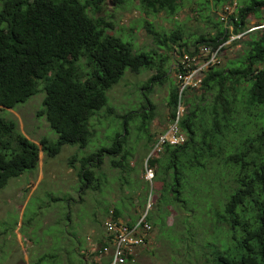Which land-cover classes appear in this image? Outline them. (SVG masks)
<instances>
[{
  "label": "trees",
  "instance_id": "obj_1",
  "mask_svg": "<svg viewBox=\"0 0 264 264\" xmlns=\"http://www.w3.org/2000/svg\"><path fill=\"white\" fill-rule=\"evenodd\" d=\"M134 1L147 14L174 16L191 0H0V107L15 109L43 90L38 115L58 135L57 141L40 140L48 157L56 156L64 145L87 147L93 134L90 119L107 105V91L127 69L134 73L156 69L151 81L162 84L167 79V57L156 62L154 52H134L130 41L108 32L112 22L96 15L108 2L124 7ZM224 2L223 9L233 3ZM240 2L237 15L230 17L233 31L217 22L214 36L185 40L180 28L161 34L152 23L144 24L156 44L174 58L171 71L177 84L167 99L169 116L171 123L179 103L183 106L178 125L185 139L176 145L166 141L156 157L147 159L153 179L161 183L147 221L165 231L172 209L176 224L171 226L182 230L184 239L194 240L205 264H264V23L255 31L246 27L250 14L264 12V0ZM242 33L246 34L230 45L242 46L240 55L224 67H219L220 60L205 69L199 88L180 97L177 75L183 72L184 55L203 45L216 48ZM153 109L149 104V112L140 115L148 125ZM126 134L125 129L115 145L82 159L84 184L94 180L89 166L100 162L103 154L118 153L121 158L114 157L111 165L123 167L128 155L120 146ZM148 141L152 143V137ZM39 152L14 120L0 117V189L11 178L34 170ZM112 216L117 220L119 211ZM191 243L183 244L187 251L196 248ZM105 244L109 246L108 239ZM102 248L96 256H102ZM109 261L110 257L101 260Z\"/></svg>",
  "mask_w": 264,
  "mask_h": 264
},
{
  "label": "rangeland",
  "instance_id": "obj_2",
  "mask_svg": "<svg viewBox=\"0 0 264 264\" xmlns=\"http://www.w3.org/2000/svg\"><path fill=\"white\" fill-rule=\"evenodd\" d=\"M235 1L238 8H232L230 14L223 9L227 3L224 0L186 1L183 8L174 16L165 12L147 14L139 1L131 2L124 7L106 3L96 15L112 22L113 27L108 32L130 41L134 45L132 47L134 52H154L156 62L162 57H167L165 68H170V71L165 82L161 84L160 80L151 81L157 74L156 69H143L139 73L127 69L119 83L107 91V105L90 119V130L93 134L86 148L64 145L54 157H48L42 150L40 143L42 138L51 141L58 139V135L51 130L46 119L38 115L43 109L45 93L42 89L28 102L18 105L15 109L0 107V117L14 120L18 131L35 142L40 150L38 164L34 170L11 178L7 185L0 189V264H12V260L17 261L18 255L23 259L22 247L17 242L18 232L26 240L28 238L35 243L36 249H39L32 252L31 264H55L57 261L49 259L46 253L53 257L58 254L63 256L58 245L65 234L78 236V241L85 244L87 232L95 230L104 233L103 224L109 217H113L114 210L119 211L118 219L123 222L139 219L147 211L148 203L153 204V198L156 196L157 199L161 190V183L145 178V169L149 167L147 159L158 155L155 141L158 143L159 136L167 131L170 124L167 99L177 83L174 71H171L174 62L171 52L166 47L156 44L153 35L148 33L144 24L152 23L153 30L161 34L180 28L185 40L200 35L214 36L217 22L224 23L225 27L233 31L230 17L237 15L238 9L242 6L240 1L244 0ZM222 10L227 15L223 14ZM220 17L226 22H222ZM262 23L264 12H260L259 16L250 14L246 19L249 31L257 30ZM232 43L221 49L220 68L242 52V46L231 47ZM229 46L230 48H227ZM149 104L154 108L150 125L140 116L145 111L149 112ZM108 108H111V111ZM125 129L127 134L124 135L120 149L128 156L123 167L113 168L111 165L114 157L121 158L118 153L103 154L100 162H92L89 166L94 172V180L88 182L89 185L84 184L86 181L80 176L82 159L92 157L91 155L115 145L118 140L116 136L123 135ZM148 137H152V143L148 141ZM115 147L117 149L119 146ZM170 212V215L166 216L165 231L152 226L150 239L139 249L141 250L139 256V250L137 251L136 263L205 264L200 256L201 250L194 240L184 239L182 230L177 231L171 226L176 224V220L175 212L172 209ZM46 237L53 238L55 245L43 248ZM190 242L196 245L193 251H187V246L183 245ZM197 242L199 244V240ZM64 251L66 255L71 254L68 249ZM17 264L23 263L20 261Z\"/></svg>",
  "mask_w": 264,
  "mask_h": 264
},
{
  "label": "built area",
  "instance_id": "obj_3",
  "mask_svg": "<svg viewBox=\"0 0 264 264\" xmlns=\"http://www.w3.org/2000/svg\"><path fill=\"white\" fill-rule=\"evenodd\" d=\"M236 7L237 2L234 0L233 3L227 5L224 10L230 14L232 8ZM224 10L222 13L226 14ZM222 20L224 19L222 18ZM246 33L232 35L228 41L220 44L216 48L203 45L197 49L198 51L192 54H185L181 60L183 72L177 75L179 96L181 97L186 90L198 89L204 77V70L220 62L219 54L221 49L225 48L233 41L240 39ZM183 112L184 108L179 103L176 118L169 124L167 131L162 134V136H159L160 138L155 146L158 151L160 146L166 141L171 145L184 142V135L180 132L178 125ZM145 170V178L147 180L153 179V170L150 167H146ZM151 205L152 203L149 202L147 211L132 225L118 219L115 220L113 217H109L105 220L103 228L109 246L103 247L100 254H102V256L109 255L110 261L108 264H128L136 262L137 251L146 245L153 230L151 224L147 221V215ZM102 256L100 255L97 258L101 259ZM95 263L100 264L102 262L96 260Z\"/></svg>",
  "mask_w": 264,
  "mask_h": 264
},
{
  "label": "crops",
  "instance_id": "obj_4",
  "mask_svg": "<svg viewBox=\"0 0 264 264\" xmlns=\"http://www.w3.org/2000/svg\"><path fill=\"white\" fill-rule=\"evenodd\" d=\"M65 235L66 236L61 239L60 245H58V247H60L62 250L63 256H61L62 254H58L56 257H53L51 255H47L48 252L46 253V256L49 259L53 258L52 260L54 262L57 261V263L55 264H93V262H96V260H99L101 262L102 258H104L105 260L109 258L108 254L104 255V257H102L101 259L97 258L98 256L95 255V253L99 251V249H101L104 245H106L105 243L107 241V236L105 234V231L102 234L96 232L95 230H93V232H87L85 236V244H81L78 241V236L76 235H75L76 237L71 236L68 233ZM17 237H18L17 242L19 246L22 247L23 259H20L18 255L17 261L12 260L13 261L12 264H17L20 261L23 264H31L30 256L33 255L32 252H35L39 249H36V244L29 241L28 238L26 240V238L21 233L18 232ZM54 245L55 242H53V238L46 237L44 244L45 247H43L42 245L39 246L47 249L49 246H54ZM64 249H68L69 251H71V254L66 255ZM140 254H141V250L138 251V256ZM137 258H136V262H137Z\"/></svg>",
  "mask_w": 264,
  "mask_h": 264
},
{
  "label": "bare ground",
  "instance_id": "obj_5",
  "mask_svg": "<svg viewBox=\"0 0 264 264\" xmlns=\"http://www.w3.org/2000/svg\"><path fill=\"white\" fill-rule=\"evenodd\" d=\"M109 259V258H108Z\"/></svg>",
  "mask_w": 264,
  "mask_h": 264
},
{
  "label": "clouds",
  "instance_id": "obj_6",
  "mask_svg": "<svg viewBox=\"0 0 264 264\" xmlns=\"http://www.w3.org/2000/svg\"><path fill=\"white\" fill-rule=\"evenodd\" d=\"M104 229V228H103Z\"/></svg>",
  "mask_w": 264,
  "mask_h": 264
}]
</instances>
